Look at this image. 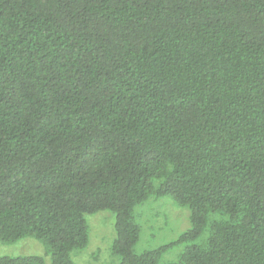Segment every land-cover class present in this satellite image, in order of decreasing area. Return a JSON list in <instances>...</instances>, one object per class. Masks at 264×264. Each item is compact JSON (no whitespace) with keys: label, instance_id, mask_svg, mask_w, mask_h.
Instances as JSON below:
<instances>
[{"label":"trees","instance_id":"trees-1","mask_svg":"<svg viewBox=\"0 0 264 264\" xmlns=\"http://www.w3.org/2000/svg\"><path fill=\"white\" fill-rule=\"evenodd\" d=\"M152 196L191 227L138 253ZM102 211L119 264H264V0H0V242L78 264Z\"/></svg>","mask_w":264,"mask_h":264},{"label":"rangeland","instance_id":"rangeland-1","mask_svg":"<svg viewBox=\"0 0 264 264\" xmlns=\"http://www.w3.org/2000/svg\"><path fill=\"white\" fill-rule=\"evenodd\" d=\"M135 214L141 226L140 238L135 247L138 253L168 244L191 227L189 209L178 205L171 196H152L136 206ZM115 220L116 216L111 211L86 215L90 241L86 249L73 254V260L78 264H119V258L111 252L115 239ZM184 249L185 245H181L169 250L163 255V261H176ZM32 254L43 256L50 264V257L45 256L44 245L33 237L13 244L0 242V257Z\"/></svg>","mask_w":264,"mask_h":264}]
</instances>
